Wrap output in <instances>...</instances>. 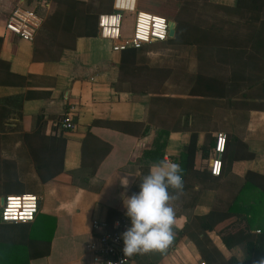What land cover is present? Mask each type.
I'll return each mask as SVG.
<instances>
[{
  "label": "crops",
  "instance_id": "crops-1",
  "mask_svg": "<svg viewBox=\"0 0 264 264\" xmlns=\"http://www.w3.org/2000/svg\"><path fill=\"white\" fill-rule=\"evenodd\" d=\"M119 1L46 0L34 7L42 19L34 40L25 41L4 29L24 1L0 0V199H39L33 223H0V242L20 247L28 264H93L88 245L102 230L92 222L112 229L127 217L122 194L140 191L151 163L180 164L194 135L172 243L126 256L128 264H264L256 243L264 237V0H207L205 21L193 17L178 41L133 55L97 35L73 36L78 17L115 12ZM76 4L77 23L65 26ZM68 111L72 131L60 126ZM240 225L250 252L218 234L233 243Z\"/></svg>",
  "mask_w": 264,
  "mask_h": 264
},
{
  "label": "built area",
  "instance_id": "built-area-1",
  "mask_svg": "<svg viewBox=\"0 0 264 264\" xmlns=\"http://www.w3.org/2000/svg\"><path fill=\"white\" fill-rule=\"evenodd\" d=\"M24 6H16L4 24L6 33L21 40L33 41L41 26L42 19L37 15L34 7L46 0H23ZM137 0H120L119 9L108 14H101L97 19V36L112 43V50L122 52L132 48L139 50L152 43H164L168 39V19L138 10ZM125 15L132 16V26L128 37L122 36L123 19ZM60 126L68 131L74 130L70 111L66 112L60 121ZM225 137L222 133L216 136L213 149V161L209 171L218 177L221 170L220 157L224 152ZM39 209V199L33 194L5 196L0 205V223L30 224L33 223ZM129 218L116 221L112 229L105 222L93 221L94 230H102L96 236V243L88 245L92 253L93 264H128L129 260L123 252L121 234L130 227Z\"/></svg>",
  "mask_w": 264,
  "mask_h": 264
},
{
  "label": "clouds",
  "instance_id": "clouds-1",
  "mask_svg": "<svg viewBox=\"0 0 264 264\" xmlns=\"http://www.w3.org/2000/svg\"><path fill=\"white\" fill-rule=\"evenodd\" d=\"M182 171L180 164L170 160L153 162L139 184L140 191L130 197L122 194L131 224L121 234L126 256L163 252L172 243L175 203L184 195ZM120 183L125 189L129 186L127 177Z\"/></svg>",
  "mask_w": 264,
  "mask_h": 264
},
{
  "label": "trees",
  "instance_id": "trees-1",
  "mask_svg": "<svg viewBox=\"0 0 264 264\" xmlns=\"http://www.w3.org/2000/svg\"><path fill=\"white\" fill-rule=\"evenodd\" d=\"M78 5L76 4L74 7L72 8H68V12L70 14L74 15V19L71 18L72 20V24L64 21L65 26H73V20H74V26L75 27V22L76 19L78 17ZM136 8L138 10H144L146 12H150L159 16H162L168 20L174 21L176 23V29H175V35L173 38L168 39L170 41H178L179 37L181 36V28L189 25L188 24V19L187 18H182L183 14H179L178 10L179 9L177 7V9L175 7H173L170 11L167 10L166 13H162L160 10L157 9H151L149 7V3L147 0H137V5ZM77 9V10H76ZM170 12V13H169ZM57 15H55L53 17V20L56 21L57 19ZM99 14L97 13L94 17L93 16H82V17H78V25L80 27V32L73 34V36H86V37H93L97 35V19H98ZM132 17L131 15H125L124 19H123V27H122V36L123 37H128V36H124L123 35V29L126 25H129L130 30H131V26H132V20L129 17ZM128 21L130 23H128ZM77 23V22H76ZM1 41V40H0ZM131 53L133 55L134 49L129 48L126 49L124 51H122V55H125V53ZM195 151H196V147H195V136L192 135L191 139L188 143V145L185 147L184 151L182 152L181 156H180V166L182 168V173L186 172V171H190L193 170V166H194V156H195ZM224 155V152L223 154ZM202 221H205L203 218L200 219ZM206 228H210L209 225L206 226ZM226 229V227L224 228ZM223 229V230H224ZM246 227L243 225H240V227L237 229L236 233L234 231V234H237L238 236V240H234L233 243L228 239L229 235H223L222 232L218 231V234H221V239L223 241V244L227 247H230V244H234V245H238V244H245L246 246V250L248 252L251 251V249L253 248L252 244L253 242L248 241V232L246 231ZM256 243L257 245H260L261 249H264V237L263 236H258V238L256 239ZM22 251L20 250V247L18 246H14L12 244H8V243H4V242H0V264H28V261L26 259L23 260L22 258ZM23 260V261H22Z\"/></svg>",
  "mask_w": 264,
  "mask_h": 264
},
{
  "label": "rangeland",
  "instance_id": "rangeland-1",
  "mask_svg": "<svg viewBox=\"0 0 264 264\" xmlns=\"http://www.w3.org/2000/svg\"><path fill=\"white\" fill-rule=\"evenodd\" d=\"M151 9L160 10L162 13H166L167 10H171L173 7L177 9L179 14H183L182 18H187L188 23L195 17L194 20L205 19L201 15H205L208 11H211V7L207 0H147ZM206 12V13H205ZM214 12V11H213ZM170 13V12H169ZM128 23H130L128 21Z\"/></svg>",
  "mask_w": 264,
  "mask_h": 264
},
{
  "label": "water",
  "instance_id": "water-1",
  "mask_svg": "<svg viewBox=\"0 0 264 264\" xmlns=\"http://www.w3.org/2000/svg\"><path fill=\"white\" fill-rule=\"evenodd\" d=\"M176 24L174 21H168V37L173 38L175 35ZM3 203V198L0 199V205Z\"/></svg>",
  "mask_w": 264,
  "mask_h": 264
}]
</instances>
